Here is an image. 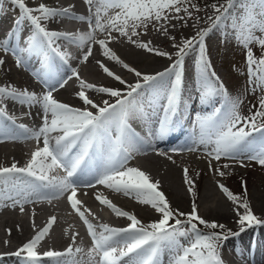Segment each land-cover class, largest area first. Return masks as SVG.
Returning a JSON list of instances; mask_svg holds the SVG:
<instances>
[{
	"label": "snow or ice",
	"instance_id": "1",
	"mask_svg": "<svg viewBox=\"0 0 264 264\" xmlns=\"http://www.w3.org/2000/svg\"><path fill=\"white\" fill-rule=\"evenodd\" d=\"M11 2L18 6L21 11V17L17 24L26 19L34 30L27 51L30 53L39 52L47 58L48 50H51L62 60L67 58V54L60 51L59 45L56 44L57 40L64 39L82 47L89 41L96 40L95 33L97 30L101 33H108L110 40L116 39L115 36L111 35L113 31L119 32L121 37H127L130 42L138 47L150 52L155 51L157 55L172 59V54L151 48L150 41L138 43L133 40V37L140 35L137 32L139 28H143L146 32L148 25L153 21L157 24L161 20L170 22L168 14L173 11L177 14L183 11L191 17V12L187 7L191 0H85V3L90 6V14L87 17L83 15L73 16L68 9L50 8L43 3L35 8H30L26 5V0H11ZM94 3L99 4L100 7H97L95 13H92L91 7ZM235 4L236 0H226V4L220 7L213 5V9L218 14L214 19L208 17L212 21L210 27L200 30L194 37L183 40L180 45L174 44L173 47L177 48L176 59L164 71L154 75L142 74L129 68L127 64L123 65L129 71L134 72L137 77H142L143 83L138 80L134 84H127L120 76L114 75L105 67L104 71L109 76H114L121 84H126L128 89L126 93H122L119 89L97 88L92 84L82 82L83 88L108 94L111 98H115L114 103L105 100L103 106H100L90 99L84 91H80L78 93L80 99L85 105L95 108V113L87 108L78 109L58 101L53 96L55 89L40 95L28 89H19L12 84L0 85V116L7 115L5 100H13L28 106L39 105L43 113L42 124L38 129L29 132L27 126H19L28 135V138H34L38 142L42 138L43 146L37 147L31 153V158L26 166L18 167L15 162L11 166H0V202L6 197L12 202V207L19 204L21 211H23L20 198L23 197L24 202H31L29 197L35 194L38 189L52 190L53 196L45 197L48 199L56 198L70 190L71 195L68 196V199L71 206L76 209L81 202L75 198L79 185L74 177L89 157L90 150L100 146L106 151L108 160L97 170L94 183L104 185L116 193H123L125 196H134L138 202L152 206L161 217L158 221L143 224L135 214L123 211L107 198L100 199L97 196L101 204L108 206L117 216L126 217L130 221L127 227L118 228L101 224L99 225L101 230L97 232L96 227L83 212H80L81 219L87 226L88 234L93 242L92 247L87 250V259L82 255H78V258L74 257V252L81 254L84 253V249L79 247L74 249L72 245H69L63 252L45 251L42 254L43 257L53 259L63 257L65 258L64 264H120L125 258H127L128 264H157L160 249L167 246L172 252L170 264H224L219 249L222 247L221 242L228 239V235L216 231L202 233L198 224L211 230L224 229L225 226L201 218L197 214L195 203H193L190 213L172 209L164 193L158 190L159 182H151L149 176L136 167H126L130 152L136 150L131 141L128 140L127 133L129 131V118L142 109V92L145 87L162 92L166 101L158 134L162 136L170 129L180 110L185 57L194 44L199 45L200 53L197 65L200 102L203 104L211 101L217 95H222L224 102L230 107L222 117L219 107L215 108L212 113L203 116L197 114L195 123L199 132L198 138L193 143L204 145L206 149L211 145V151L208 152V155L220 159L222 156H234L242 151L248 145L252 132L261 130L255 121L256 116L264 117V98L260 100V110L256 114L248 118L241 117L239 104L242 101L239 98L232 99L228 96L223 84L218 82L219 78L216 77L215 72H209V61L204 58L205 37L230 15L229 9ZM101 7L118 9L119 11L112 16L105 14L102 22ZM192 7L199 10L194 4ZM240 7L242 11L234 17L231 27L235 38L246 50L248 84L252 86L253 91L257 88L264 90V0H248L246 4L242 3ZM58 17L87 21L90 31L86 34L72 35L50 31L42 24V21ZM93 17H95L94 20ZM171 19L183 20L184 17L173 16ZM153 26L155 27V25ZM164 32L167 33V28H164ZM256 32H259V35H256ZM253 43L261 49L259 57L250 47ZM98 44L105 56H110V58L121 63L114 54H110L104 39H100ZM0 48L5 53L10 50L7 39L0 43ZM91 52L92 47L89 44L88 52L83 55L82 59L86 61ZM13 55L16 56L17 67H20L23 64V58L14 51ZM4 62L3 58H0V66ZM72 72L78 77V73L74 69ZM166 77H172V79L166 81ZM66 82V80L61 81L59 87H64ZM8 119H12V117L8 116ZM242 120H246L245 127H237ZM246 127L250 130H245ZM113 129H115V135H113ZM53 133L59 134L53 136ZM105 142H107L106 147ZM78 146L79 152L71 155L73 149ZM189 150L194 149L190 148ZM121 152L125 153L124 158L122 160L115 159L114 157ZM250 159H256L260 165H264V145ZM56 169H62L66 175L52 176L49 174ZM220 174L223 175V173ZM185 182L190 184L189 191L191 192L193 189L187 175V169H185ZM86 186L94 185L90 183ZM218 186L230 201L238 203L237 214L241 230H244L245 227L264 224V221L252 212L246 199L241 203V198L233 194L227 187L222 184ZM239 208H243L244 211L241 213ZM179 217H185V219L182 220ZM54 219V217L50 218L48 226L11 255L22 257L24 264H41L42 257L36 251L37 245L48 233ZM172 220L175 221L174 224L170 223ZM228 233L232 234L231 230H228ZM235 234L238 235V233ZM179 238L187 239V243L181 244ZM73 241H75V237H73ZM96 257H100V259L97 260Z\"/></svg>",
	"mask_w": 264,
	"mask_h": 264
},
{
	"label": "rangeland",
	"instance_id": "2",
	"mask_svg": "<svg viewBox=\"0 0 264 264\" xmlns=\"http://www.w3.org/2000/svg\"><path fill=\"white\" fill-rule=\"evenodd\" d=\"M3 1L5 3L7 2L6 0H3ZM61 1H63V2H61ZM73 2L74 3L77 2L75 6H74ZM247 2H248V0H242V1L239 2L238 8H237V12H236V16L239 15V13L242 11L240 5L242 3L246 4ZM61 3L62 4H71L72 7L74 8V10L69 9V11H71L72 14H77V16L84 15V16L87 17L90 14V6L85 3V0H60V2H58V4L60 5ZM58 4L57 5H51V6L47 5V6L50 7V8H55V9L57 8L58 9V7H60V6H58ZM78 4H80V5H78ZM213 5H219V7H220L223 4L209 1V2L201 3L198 6L199 10H197V8L192 7V5H189V4L187 5V7L189 9V12H191V17H194V15L201 14L202 10L206 9L209 6H213ZM76 6L79 7V10H81V11H79ZM98 7H100V6H98ZM96 8L97 7H92L91 8L92 13H95ZM76 11H78V12H76ZM117 11H119V10H117V9H103V7H101L102 22H103V20L105 18V14L106 13H107L106 14L107 16H112V15H115V12H117ZM181 13L188 17L187 13H185L183 11ZM181 13L177 14L174 11L169 13L168 15L170 17V22H165L164 20H161L157 24L155 21H153L151 24H149L146 32H144L145 30L143 28H139L140 30L137 29V32H139L140 35L139 36H134L133 40H136L138 43L139 42H148V39L146 38L147 35L153 34L154 33L153 31H157V28L161 29L162 28L161 26H163L165 24L172 23L174 21L180 20V19H171V17H173V16H181L182 15ZM189 18L190 17L187 18L188 22L190 20H192V18H190V19ZM65 19L72 26V29L66 31L69 34H72V35L81 34L79 29H76L77 27H82L83 26V27L89 29V26H88L89 24H88L87 21H79V20H77L75 18H59L61 23H62V21L65 22ZM94 19H95V17H93V20ZM0 22L1 23L4 22L3 26H5V27L12 26L11 25L12 23H11L10 20H8V21L1 20ZM19 24L21 26L20 27L21 29L22 28L29 29V27L26 28V25H28V24H26L25 21H21ZM76 25H77V27H76ZM153 25H155V27ZM210 25L208 27H210ZM208 27H206V28H208ZM148 29H152L151 32ZM97 31L95 33L96 40L95 41H89L88 43H86L82 47L79 46L78 44H76V47H75V45H73V43H70L68 41L66 42V40L63 41L62 39H60V41H59V46L62 45L64 42H66L65 44H68V45L70 44L71 45L70 47L73 48L76 51L74 55H71V56L67 55L68 57L66 59H64V61L67 62V64H68V68L66 70V73H65L64 77L65 78L68 77L67 78V82H69V81L71 82V84H69L70 87H74L75 84H76L75 89H76V91H78L77 93H79L80 91H84L85 94L88 95L89 89L83 88L82 87V82H84V83L87 82L89 84H95V83H98V82H101V81L116 80L114 78V76H109L104 71L105 67L107 69H109L112 73H114V75L120 76L123 80L131 78L132 75L134 74V72L129 71L128 68H125L123 66L124 64H127L129 66V68H132V69H135L136 71H139L141 65H135V63L134 64H132V63L130 64V62L126 59L125 55L123 54L124 50H128V49H137V50H139L140 49L141 52H143V56H144V54L148 55V53H149V51L143 50V48H140L136 44H133L132 42H130L127 39V37H121L119 32L113 31L111 33V35L115 36L116 39L110 40L108 38V33H106V32L105 33H101L99 30H97ZM58 32H60V31H58ZM62 32L63 31H61L60 33H62ZM145 34H146V36L144 37ZM255 34L259 35V32H256ZM221 38H223L222 35L220 36V40H218V42L216 40V43H218L217 44L218 47H217V49H216V47L214 48L215 52H214L213 49L207 47V42L204 40V43L206 45V51H205L206 53H205V55L207 57L206 58L204 56V58L206 60L208 59L207 61H209V64H210L209 72L210 73L211 72H215L216 77L219 78L218 82L219 83L221 82L223 84V86L227 90V94H228V96L230 98H232V99L239 98L242 101L239 104V114L241 115V117H243V118L251 117V116H253L254 114H256L260 110V100L262 98H264V90H261V89L257 88L255 91H253L252 86L248 84L249 77H248V72H247L246 50H245V48L240 44V42L235 38V36H234V40L232 41V43L230 45H227L226 43H224L223 47H221V45H222ZM100 39H104L106 41V45L105 46L109 49L110 54H114V56L116 58H118V60L121 63H118L116 59H112V58H110V56H105L103 54V50L101 49V47L98 44V41ZM139 39H140V41H139ZM143 39H145V40L143 41ZM61 40H62V42H61ZM89 44H91L92 52L88 56V59L86 61H84L82 59V57H83V55L85 53L88 52V45ZM250 47L253 49L254 53L258 57L260 55L261 49L255 43L251 44ZM154 48L157 49L156 46H154ZM63 49L65 50V46H63ZM20 51L21 50H19V52L16 53L19 56L22 53ZM65 52H66V50H65ZM146 52H147V54H146ZM7 55H9V58L6 55L4 56V55L0 54V57L3 58V60L5 61V63H4L5 66H3V67L9 66L10 70H13V71L16 70L17 68L19 70L22 69V65L20 67H17V65H15L16 63H14V57L16 59V56L13 55V51L7 52ZM188 55H192L190 61H192V60L199 61V59H200L199 45L198 44H194L193 48L189 51ZM8 59L9 60L11 59V60L9 61ZM26 59H28L27 56L23 58V61L24 60L26 61ZM9 64H11V65H9ZM13 64H14V67H13ZM12 67H13V69H12ZM73 69L75 70L76 73H78V77L73 74V72H72ZM0 74H1L0 75V77H1L0 79H6L7 80V75L4 72L0 71ZM3 76L4 77L6 76V77L4 78ZM15 76H16V78L19 77L17 75H15ZM167 78H169V77H167ZM139 79L142 80V77L139 78ZM213 80H215V77H213ZM59 82H61V81H59ZM59 82L57 83V88L63 89V90H65V93L68 92V94H70L71 90H68L69 86L65 85L64 88L63 87L61 88V87L58 86ZM34 83H36V82L34 81ZM132 83H135V82L133 81ZM36 84L38 85L40 90L41 89L42 90L46 89L45 87L42 88L41 85H39L38 83H36ZM66 89H67V92H66ZM194 95H195V91H191L189 93L187 92V93L184 94L185 98H188V102H189V104H191V106H193V108L196 105L195 102H194L195 99L193 98ZM216 97L221 98L223 96L222 95H218ZM190 99H191V101H190ZM12 101L13 100H6V102H8L9 105H13V106H15V108H17L18 116L13 114V113L12 114L17 116V117H19L20 114L24 115L25 118H24V120L22 122V125L27 126V128L29 129V132H31V130L36 128L35 125H33V124H37V126L41 125L40 123H42V115H43V113H42L41 107L39 105L28 106V105L20 104V103H18L16 101H13V102ZM222 102L225 103L224 102V98H222ZM158 103H159V105L162 106V104L164 103V100L160 99L158 101ZM208 103L212 104V103H215V102L212 99ZM78 108H87L88 109V107H86V106H84V107L78 106ZM29 109L34 111L33 115H29V111H30ZM197 113H198V109L195 110L194 114H197ZM13 115L7 114V116H13ZM16 121L20 122L19 120H16ZM255 122H256L258 127L264 128V117L256 116V121ZM245 124H246V120H242L237 125V127H245ZM245 130H250V129H248L246 127ZM18 131H19V134H18L19 138L21 136V138H24L25 140H27V142L30 145V149L26 148L24 146L23 151H21V153H20V150L18 149L17 144L19 146H22L23 144H22V142L20 141L19 138H13V139H9L7 141H1L0 140V145L1 144H8L10 146L12 145L14 147V149H15V152L14 151H10L8 149L6 151H4L5 154L9 155L7 157H6V155L3 157V153L0 151V166H2V165L6 166L5 163H7L8 166H11V163H14V161L16 160L15 163H17V166L19 165L18 167H23V163L27 164V162L30 160L31 153L33 151H35L37 149V147H42L43 141L41 139H40V141L38 143V141L36 139L28 138V135L24 132L23 129H19ZM31 147H33V148H31ZM135 148H136L135 151L130 152V155H131L130 157L131 158H129V163L137 164L143 170H146V169L150 168V167H148L147 162L144 161V157L152 156V154H154V151H149L148 149H145V148L141 149L139 147H135ZM177 150L179 151V149H176V151ZM8 151H10V152H8ZM186 151H185V153H184V151H181L180 153L181 154H186L187 153ZM10 156L14 157V158H12V160H11ZM21 157L24 158L23 159L24 161L22 160ZM6 158H8V161H5ZM27 159H29V160L27 161ZM162 159H163L164 163L167 162L166 163L167 165L176 168V172L178 171L177 174H179V172H181V174L178 175L179 180L182 181V182L179 181L180 182V190H181V193L183 192L182 194L184 196L186 195L187 199L194 200V198H195V200L198 201L199 195L203 191H206V193H207V202H208L209 205H214V204H216L218 202H221L224 205H228V204L230 205L231 204L230 206H232L234 209L237 210L238 209V203L233 202V201H231L232 202L231 203L230 200L228 199L227 195L218 186V185L222 184L225 187H227L233 194L241 197V200H240L241 203L243 202L244 199H246L248 201L249 205H250V208H251L252 212L259 219H262V218L259 217V214H263L262 213L263 211H260V212L255 211L256 209L254 207H252V206L257 205V202L254 201L253 196H252L253 191L255 189L256 190H261L263 192V194H264V189H263L264 188V165H260L258 160L251 161V162H247V160H245L244 163L247 162L245 164V166L243 168H239L240 170H237V171H229L228 170V169H230L229 168L230 166L231 167L236 166V163H232V164H230V166L226 167L225 165H222V164H219L218 162H215L211 167H209L207 169V175H202L201 177H199V179L197 181L198 172L195 171L194 169L192 170L191 168H188V166H186V162L184 160H182L180 162V161L172 160V158H170L168 156H166V158H162ZM26 164L24 166H26ZM185 169H187V175H188V177H189V179L191 181V187L193 189V191H191V192L189 191L190 184L185 182ZM56 172H57V169L55 171L49 173V174L52 175V176H56V175H58ZM220 173H223L224 176L221 175ZM228 173H229V175H228ZM91 184H93L94 186H83V188H81L79 191H77V195H76L75 198L78 199L81 202L80 204L77 205V209L78 210L81 209L80 212H83L84 215L87 217V219L96 227V231L97 232H99L101 230L99 228V225L107 224V223H104V222L109 220V219H114L115 221L118 220L119 218L127 219L126 217L117 216L112 211V209H110L106 205H104V206L107 208V215H102V213H101V210H102L101 203H100V200L97 199V196H99L100 199H105L106 197H112V196L113 197L118 196V197H122V198L124 197V199H126V200L129 199L130 201L129 200H127V201L132 203V204H140V202L135 200L134 196H131V195L125 196L123 193H116L115 191H111L110 193H107V192H104V191L102 192V189H99V188H101V186L99 184H95L94 182H92ZM207 184H209L210 186L207 185ZM205 186H208L209 188H205ZM87 188H88L89 191L87 190ZM103 189H105V188H103ZM208 189H209V191L210 190L211 191L209 192ZM245 189H246V196H244L245 195ZM252 189H253V191H252ZM211 194H212L213 198L211 197ZM69 195H71V194H67V195L63 194V195H60V196H58L56 198L48 199L47 201L44 202V200L46 199L45 198V199L40 200L38 202V204H36L37 199L32 197V196L29 197V200L31 202H24L22 197H21V202L23 204V211H21V206L19 204H17L16 207H12L11 206L12 202H9V200H7L6 197H5L3 199V201L7 203L6 206L4 205L3 201L0 202V203L3 204V205L0 204V208H1L0 209V249H1L0 250V254L3 253V254L0 255V258L8 257L7 264H21V262H23L22 257H17L15 255L11 256V253L16 252L18 249H20L22 247V245L24 243H26L29 240H31L42 229H44L46 226H48L50 218L54 217L55 219L52 222L48 233L44 236V238L42 239L41 243H39L41 245H39V244L37 245L36 251H38V253H40L41 257H42L41 264H64L65 258L61 257V258L53 259V258L43 257V255H42L43 251L42 250H46V249L47 250H53V251H59L60 250V252H63L69 247V245H72L74 249L76 247L84 249V253H81V254H76L74 252L73 253L74 257H77L78 255H82V256L85 257V259H87L86 253H87V250L89 249L88 243H86V245H84V243L82 242V239H80L78 237V235L74 234L66 226V225H68V223L66 222L67 218L65 216L71 210V209H69V207H72L71 203H70V201L68 199ZM110 195H112V196H110ZM32 198H34V199H32ZM55 199L57 200V203H54ZM218 199H219V201H218ZM61 201H62V203H61ZM209 201H211V202H209ZM111 202L113 204H115V202H113V201H111ZM115 205L119 207V205L117 203ZM31 207L33 208V210H32ZM39 207H40V209H35V208H39ZM239 211L242 213L244 211V209L243 208H239ZM11 213H14V214H11ZM15 217H16V219H15ZM62 217H65V218H62ZM200 217L203 218L202 216H200ZM28 219H30L31 221L28 220ZM180 219L183 220V219H185V217H181ZM205 220L211 222L210 220H207V219H205ZM174 222H175L174 220L170 221V223H173V224H174ZM24 223H25V225H24ZM197 224H198V221H197ZM108 225L110 227L123 228V227H119V226H117L115 224L114 225L113 224L112 225L108 224ZM224 226H225L224 229H226V230H231L233 232L234 231L236 232V230H237L235 227L233 228L232 226H227V225H224ZM24 227H25V232L26 233H24V235L21 236V239H19V237H16L14 234H12L13 230H18L19 231V230H22L21 228H24ZM29 227H31V228H29ZM124 227H127V226H124ZM199 230L202 233H208V232H205V231L201 230L200 228H199ZM27 234H28V236H27ZM73 237H75V241H73ZM19 240L22 241V242L20 243ZM179 242H180V240H179ZM222 242H224V241H222ZM5 244H7L8 247L5 246ZM48 244L51 246V248H50V246ZM181 244H184V243H181ZM46 246L49 247V249ZM164 248L166 249L168 247L164 246ZM219 251H220V249H219ZM169 253L172 254L171 251ZM24 255H26V254H24ZM168 258L169 259H167V260L166 259L158 260L157 264H170L171 259H170V257H168ZM49 259H50V261H49ZM96 259L99 260L97 257H96ZM262 261H264V260H262ZM262 261H258L255 264H264V262H262ZM127 262H128L127 260H124V261H121L120 264H125ZM246 264H249V262H247Z\"/></svg>",
	"mask_w": 264,
	"mask_h": 264
},
{
	"label": "bare ground",
	"instance_id": "3",
	"mask_svg": "<svg viewBox=\"0 0 264 264\" xmlns=\"http://www.w3.org/2000/svg\"><path fill=\"white\" fill-rule=\"evenodd\" d=\"M6 1L7 2L5 3L3 0H0V21L1 20H3V21L10 20L11 23H12V24L10 23L11 25L17 24V21L21 17V11H20L18 6L14 5L11 2V0H6ZM58 2H60V0H26V5L28 7H30V8H35L40 3H43L46 6L47 5L51 6V5H57ZM61 2H63V1H61ZM76 3H74V6L76 5ZM236 3H238V0H236ZM78 5H80V4H78ZM98 6H100V5L94 3V5L92 7H98ZM216 7H219V5H216ZM235 7H236V5L234 7H232V8H230L229 9V13ZM77 8L79 10V7H77ZM79 11H81V10H79ZM76 12H78V11H76ZM217 14L218 13L215 12V10L213 9L212 6H209L206 9L202 10L201 14H196V15H194V17H190V18H192V20H190L189 22H188V19H187L189 16L187 17L186 15L182 14L181 16L184 17L183 20H178V21H174L172 23L165 24V25H163V27L161 29H159V31H153L154 32L153 34L147 35L146 38L148 39V42L149 41L151 42L150 43V47L151 48H153L154 50H158L160 52H168V53L172 54V59H169V58H167L165 56L157 55L155 53V51H153V52L149 51L150 54L149 53H148V55L144 54V56H143V52H141L140 49L139 50H137V49L124 50L123 54L125 55L126 59L130 62V64L131 63L132 64L135 63V65H141L142 68L140 67L139 72H141L142 74L154 75V74H156L158 72L164 71L176 59L175 52L177 51V48L173 47V45L174 44L175 45H180V44H182L183 40L188 39L190 37H194L195 35H197V33L200 30L206 29V27H208L210 24H212V21L209 20L208 17H212L214 19ZM226 18H228V16ZM25 21L27 22L28 27L33 32L34 30H33L32 26L30 25V23L26 19H25ZM59 21L60 20H59V17H58V18H53V19L48 20V21H42V24H44V26L50 31H56V32L60 31L61 32V29H62L63 26H64L66 31L72 29L71 24L64 22L63 25H62L61 21L60 22ZM3 23L0 22V43H2L6 39L9 41L10 38H11V33L9 31L10 29H12L11 26L5 27V26H3ZM77 25H76V27H77ZM173 25H174V27H173ZM26 28H27V25H26ZM164 28H167V33L164 32ZM222 28H223V24L220 23L218 27L213 28V30L205 37V41L207 42V47L208 48H211V49L214 50V48L216 47V49H217L218 46H216V42L214 40L219 35L220 30H222ZM76 29H79L81 34H85V33H88L90 31V29L85 28L83 26L82 27H77ZM138 30H140V29H138ZM148 30L151 32L152 29H148ZM22 34H23V37L21 38V40L19 42L20 44L17 45L13 49V51L17 53V52H19V50H21L20 51V52H22L20 54L21 57H24L26 55H27V57H33L34 54H39L38 58L41 57L42 61H45V56L40 55L39 52L33 51V52L30 53V52L27 51V48L29 47V43H30L31 39L25 34V32H23ZM145 36H146V34L144 35V37ZM172 37H174V39H172ZM144 40L145 39H143V41ZM59 41L60 40L56 41L57 45H59ZM139 41H140V39H139ZM61 42H62V40H61ZM70 46H71L70 44L69 45L65 44V50H66V54L68 56L74 55L75 52H76ZM154 46H156L157 49L154 48ZM143 50H145V49H143ZM214 52H215V50H214ZM0 54L5 56V52H4V50L2 48H0ZM146 54H147V52H146ZM192 55H188V57L185 58L183 90H182V96L185 93H187V92L189 93L191 91H195V95H194L195 98L194 97L193 98L195 99L194 102H195L196 105L194 106V108H193V106H191L189 108V110L187 112V120L188 121H190L192 119L196 109H198V112H200L201 114H203V113L206 114L207 112H211L212 113L214 111V109L216 108V105H218L220 107L223 105V102H222V98L223 97L219 98V97H216V96L213 98L215 103L209 104L208 102H206V103L202 104L200 102V91H199V86H198L199 73H198V67H197L199 61H197V60L190 61ZM204 56L206 57L205 54H204ZM14 59H15V57H14ZM27 60L28 59H26V61ZM15 61H16V59L14 60V63H16ZM9 65H11V64H9ZM3 66H5V65L3 64L2 67ZM2 67L0 66V71L4 72L7 75V80L6 79H0V85L12 84V85H15L19 89H28L29 91H34V92H36L37 94H40V95H42L43 93L47 92L48 90L55 89L53 91V96L58 101H60L62 103H66V104H68V105H70V106H72L74 108H78V106H80V107L86 106V107H88L89 111H93L94 113L96 112L95 108H92V107H90L88 105H85L83 103V101L78 96V93H77L78 91H76V89H75L76 84H75L74 87H70L69 86V84H71L70 81L66 83V86H69L68 90H71L70 94H68L67 89H66L67 93H65V90L57 88V82L52 83L48 87V89L47 88L43 89V90L41 89L42 90L41 91L39 89V87L37 86V84L34 83V81L31 80V79H33L34 76H36L38 80H44L46 78V76L48 75V69L47 68H44L42 71H40V68H39L40 66H38V65H36L35 68L34 67L33 68H28L27 64H25V66H24L25 68L19 70L16 67L17 69L13 71V70H10L9 66H7L8 68L7 67H3L2 68ZM13 67H14V64H13ZM13 67H12V69H13ZM15 75H17L19 77L16 78ZM139 78H141V77H139ZM139 78L136 75L133 74L131 78L124 79V81H126L127 84H134L132 82L134 81L136 83L138 80L141 83H143V81L140 80ZM165 79H166V81H169L170 79H172V77H169V78L166 77ZM59 84H60V82H59ZM59 84H58V86H59ZM87 84H89V83H87ZM92 85H94L97 88L98 87H110L112 89H119V90L122 91V93H126L128 91L126 84H121L117 80L101 81V82H98V83H95V84H92ZM146 96H148V97L158 96L160 99L164 100L162 92H159L158 90L151 89V88H148V87H145L143 92H142V98H144ZM88 97L90 99H92L95 103L99 104L100 106H103V101H105V100L109 101V103H114L115 102V98H111L108 94L97 92V91L91 90V89H89V91H88ZM190 101H191V99H190ZM165 103H166V101L164 100V103L162 104V106L157 105L155 108L148 109V110L144 109L143 106H142V109H141L140 112H138L136 115H134V116L129 118L128 121L134 126V130H135L136 134L141 138V142L142 143L139 144L137 147H139L141 149L145 148V149H148L149 151H154V154H152V156L144 157V161L147 162L148 167H150V168H148L146 170H143L137 164L129 163V158H131L130 156H129L128 160H127L126 167H136V168L142 170L143 172H145L149 176L151 182H159L158 183V190L162 191L164 193V195H165L166 199L169 201V204H170L172 209H174V210L178 209L180 212H183V213H190V211H192V205H193V203H195L196 206H197V214L199 216H202L203 219L205 218V219L210 220V221H215L218 224L232 226L233 228L235 227L237 229L236 233H238V235L237 234H233L232 236H230L227 239L233 245L230 246L229 249H227V250H223V249L220 250V254H221V257H222V259L224 261V264L225 263L232 264L235 261L238 262V264H246L248 260H254V258L256 256L257 257L261 256L262 248H261L260 244L257 241V237L260 238V239L261 238L263 239L264 233L260 232L261 230H259V228H262L264 226V224L254 225L252 227H245L244 230H241V226L238 223L239 216L237 214V210L234 209L232 206H230L231 204L230 205L229 204L228 205H224L221 202H218V203H216L214 205H209L208 202H207V193H206V191H203L199 195L198 201H196L195 198H194V200L187 199L186 195L184 196L182 194L183 192L181 193V190H180V182L179 181H181V180H179L178 175L181 174V172H179V174H177L178 171L176 172V168L167 165L166 164L167 162L164 163V161L162 159V158H166V156H168V157L172 158V160H176V161H180V162L182 160H184L186 162V166H188V168H191L192 170L194 169L195 171L198 172V177H197V181H198L199 177H201L202 175H207V169L209 167H211L215 162H218L219 164L225 165L226 167L230 166V164H232V163H236V166H233V167L230 166L229 167L230 169H228V170L229 171L240 170L239 168H243L245 166V164L247 163V162L244 163L245 160H247L248 158L251 157L252 151H253V147L251 145H247L246 147L243 148L242 151H240L239 153L235 154L234 156H222L220 159H215L213 156L208 155V152L211 151V147H212L211 145L206 149L204 145L196 143L194 146L181 147L179 149V151L178 150L176 151V149L173 148L171 146V144L176 141V139L179 137V135L182 132V130H184V127H182V129H179L176 134L171 135L170 138L167 139L165 142L159 143L158 145H152V139H153L154 135L156 136V138H161L162 136L167 135L171 131V128H170L162 136L159 135L158 132L156 134H152V133L149 134L148 131H147L148 130L147 129L148 125H150L152 123L160 124V121L163 119V116H164V105H165ZM4 104H6V106H7V114L18 115V113H17L18 111H17V108H15V106L9 105L8 102H6V100L4 101ZM184 106H185V104H183L180 107L179 111L184 112L185 111V107ZM78 109H85V108H78ZM41 111H42V109H41ZM33 114H34V111L30 110L29 111V115H33ZM0 119L4 123V124H0V129H18V130L20 129V127H19L20 124H18L14 119H8L7 115L3 116V118L0 116ZM40 124H42V123H40ZM33 125H35V127H36L35 129H38L41 126V125L37 126V124H33ZM113 130H115V129H113ZM5 134H6V132L0 131V135H5ZM58 134L59 133H53L52 135L55 136V135H58ZM196 135H197V137H196ZM196 135H195L194 139L198 138V133ZM41 140H42V138H41ZM21 142L23 144L22 145L23 147L19 146L17 144L18 142L16 143L17 146H18V149L20 150V153H21V151H23L24 146L30 149V145L25 139L21 140ZM42 146H43V144H42ZM31 148H33V147H31ZM190 148H193L194 150L190 151L189 150ZM7 149L10 150V151H14L15 152V149H14V147L12 145L10 146L8 144H1L0 145V151L3 153V157L5 155H6V157L9 156L8 154H5V152H4ZM180 150L184 151V153L187 150L186 151L187 153L186 154H181ZM10 151H8V152H10ZM77 152H79V146L73 149V152L71 153V155H75V154H77ZM103 156H104L103 164H105L107 162V160H108V156H107L106 151L104 152ZM12 158H14V157H11V160H12ZM114 158L122 160L123 159L122 158V152L118 153ZM23 159L24 158H22V160ZM28 160L29 159H27V161ZM5 161H8V158H6ZM5 164H6V166H8L7 163H5ZM25 164L23 163V166ZM228 175H229V173H228ZM94 180H95V175H94ZM209 184H207V185H209ZM100 186H101V188H99V189H102V192L104 191V192L110 193L111 191H113L111 189H108L104 185H100ZM102 187L105 188V189H103ZM205 188H209V187L205 186ZM87 190H88V188H87ZM208 191H209V189H208ZM252 191H253V189H252ZM110 196H112V195H110ZM252 196H253L254 201L257 202V205L252 206V207H254L256 209L255 211H258V212L263 211L262 212L263 214H259V217L262 218L260 220L264 221V219H263L264 218V194H263V192L261 190H256L255 189L253 191V193H252ZM211 197H212V194H211ZM106 198L108 200H110V201L115 202V204L117 203L119 205V208L122 209L123 211H128L131 214H135L137 216V218L143 224H148V223L153 222V221H158L161 218L160 214L157 213L152 208V206H150V205H146V204H142V203H140V204H132V203L127 201L129 199L126 200V199H124V197L122 198V197H118V196H115V197L112 196V197H106ZM22 199H23V197H22ZM32 199H34V198H32ZM62 201H61V203H62ZM218 201H219V199H218ZM209 202H211V201H209ZM35 209H40V207L39 208H35ZM32 210H33V208H32ZM101 213H102V215H105L102 210H101ZM11 214H14V213H11ZM65 217H62V218H65ZM74 218H75L74 216H71V218H67L66 222L69 225L68 226L66 225V226L74 234L78 235V237L80 239H82V242L84 243V245H86V242H84L83 240H86L85 233L87 231L82 230V228L80 226L76 225V221L74 220ZM15 219H16V217H15ZM28 220H30V219H28ZM113 220L114 219H109V220L105 221L104 223L111 224V225L115 224V225H117L119 227L127 226L130 223L129 220L124 219V218L123 219L119 218L116 221L115 220L113 221ZM24 225H25V223H24ZM29 228H31V227H29ZM73 228L76 231H74ZM256 228H258V231L260 232L259 235L255 234V229ZM21 229L22 230H19V231L18 230H13L12 234H14L16 237H19V239H21V236H23L24 233H26L25 232V227L21 228ZM27 236H28V234H27ZM247 236H248V238H246ZM236 237H237V240H238V238H241L240 240L243 241L242 244L239 247H237V246L235 247L234 246L235 245V241L234 240H235ZM181 240H182L181 243H184V244L187 243V239L181 238ZM19 242L21 243L22 241L19 240ZM250 242H252L251 246H249ZM256 243H257V247H256ZM253 244H254V246H253ZM39 245H41V244H39ZM5 246H7V244H5ZM47 248L49 249V247H47ZM50 248H51V246H50ZM256 248H257V251H256ZM46 250H42L43 253ZM1 254H3V253H1ZM49 261H50V259H49ZM262 262H264V261H262ZM252 264H255V262H253Z\"/></svg>",
	"mask_w": 264,
	"mask_h": 264
},
{
	"label": "trees",
	"instance_id": "4",
	"mask_svg": "<svg viewBox=\"0 0 264 264\" xmlns=\"http://www.w3.org/2000/svg\"><path fill=\"white\" fill-rule=\"evenodd\" d=\"M209 1H212V2H226V0H191V3L189 5H196L197 7L203 3V2H209ZM259 57V56H258ZM260 125V124H259ZM204 231H207V232H211V231H216V232H228V230L226 229H215V230H211V229H206L203 225H199Z\"/></svg>",
	"mask_w": 264,
	"mask_h": 264
}]
</instances>
